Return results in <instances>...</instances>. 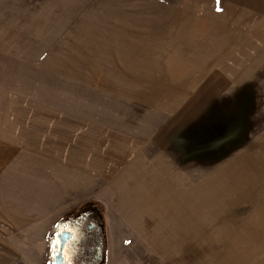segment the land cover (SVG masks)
I'll list each match as a JSON object with an SVG mask.
<instances>
[{"label": "rangeland", "instance_id": "obj_1", "mask_svg": "<svg viewBox=\"0 0 264 264\" xmlns=\"http://www.w3.org/2000/svg\"><path fill=\"white\" fill-rule=\"evenodd\" d=\"M144 1L214 8L223 23L240 25L241 45L234 54L241 59L239 71L264 65V46L251 40L262 33L257 23L264 22V0ZM193 15L204 16L200 9ZM123 17L103 13L96 0H0V264H46L53 225L87 205H99L94 201L97 185L73 175L77 167L61 163L54 147L56 138L61 140L56 134L64 132L62 108L79 103L74 81L81 79L69 77L73 67L78 74L89 65V73H103L95 69L104 70L107 44L137 33ZM174 47L181 53L182 47ZM223 52L226 64H232L226 44ZM262 71L238 119L231 117L230 99L209 110L215 118L210 128L216 131L207 136L205 200L191 206V215L166 220L168 229L162 232V239L175 242L169 251L186 256L177 264H242V256L246 264H264ZM108 222L119 262L121 241L133 243L134 233L116 216Z\"/></svg>", "mask_w": 264, "mask_h": 264}, {"label": "crops", "instance_id": "obj_2", "mask_svg": "<svg viewBox=\"0 0 264 264\" xmlns=\"http://www.w3.org/2000/svg\"><path fill=\"white\" fill-rule=\"evenodd\" d=\"M96 2L105 14L123 15L127 28L137 33L107 44L104 70L95 69L103 73H89V65L79 75L73 67L68 76L81 79L74 81L79 103L62 108L64 132L56 134L61 140L56 138L55 156L77 167L73 175L97 185L94 201L108 231L105 264H177L186 256L169 251L173 238L162 239V232L168 229L166 220L173 222L179 213L191 215V206L205 200L207 136L216 131L210 128L215 118L209 110L230 99L231 117L238 119L264 65L258 62L257 69L239 71L241 59L234 54L241 45L240 25L223 23L212 7ZM199 9L203 17L193 15ZM257 26L262 33L251 40L264 46V22ZM225 44L232 54L230 65ZM174 46L182 47L181 53H174ZM259 140L264 141V133ZM165 209L170 211L167 216L162 215ZM112 216L134 233L133 243L121 241L119 262L108 222ZM242 262L246 264L244 256Z\"/></svg>", "mask_w": 264, "mask_h": 264}, {"label": "flooded vegetation", "instance_id": "obj_3", "mask_svg": "<svg viewBox=\"0 0 264 264\" xmlns=\"http://www.w3.org/2000/svg\"><path fill=\"white\" fill-rule=\"evenodd\" d=\"M51 233L47 264H105L108 231L97 206L90 204L61 218Z\"/></svg>", "mask_w": 264, "mask_h": 264}, {"label": "water", "instance_id": "obj_4", "mask_svg": "<svg viewBox=\"0 0 264 264\" xmlns=\"http://www.w3.org/2000/svg\"><path fill=\"white\" fill-rule=\"evenodd\" d=\"M57 264H59V262Z\"/></svg>", "mask_w": 264, "mask_h": 264}]
</instances>
